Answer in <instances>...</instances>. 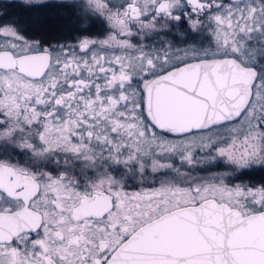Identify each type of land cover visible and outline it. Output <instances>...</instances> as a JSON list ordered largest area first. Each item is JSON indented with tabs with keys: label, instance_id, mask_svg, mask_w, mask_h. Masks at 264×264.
Returning a JSON list of instances; mask_svg holds the SVG:
<instances>
[{
	"label": "snow or ice",
	"instance_id": "6c2138e0",
	"mask_svg": "<svg viewBox=\"0 0 264 264\" xmlns=\"http://www.w3.org/2000/svg\"><path fill=\"white\" fill-rule=\"evenodd\" d=\"M257 172L264 0H0V264H264Z\"/></svg>",
	"mask_w": 264,
	"mask_h": 264
},
{
	"label": "flooded vegetation",
	"instance_id": "af4514ba",
	"mask_svg": "<svg viewBox=\"0 0 264 264\" xmlns=\"http://www.w3.org/2000/svg\"><path fill=\"white\" fill-rule=\"evenodd\" d=\"M10 13L13 16H26L27 14L23 12L22 9H20L18 6H13L10 8ZM47 12L42 13V15L47 16Z\"/></svg>",
	"mask_w": 264,
	"mask_h": 264
},
{
	"label": "trees",
	"instance_id": "16d2710c",
	"mask_svg": "<svg viewBox=\"0 0 264 264\" xmlns=\"http://www.w3.org/2000/svg\"><path fill=\"white\" fill-rule=\"evenodd\" d=\"M254 179H256V180H264V173H261V172H257V173H255V175H254V177H253Z\"/></svg>",
	"mask_w": 264,
	"mask_h": 264
}]
</instances>
